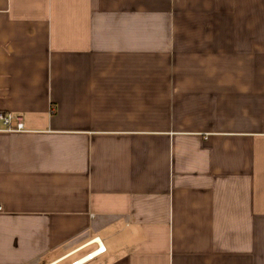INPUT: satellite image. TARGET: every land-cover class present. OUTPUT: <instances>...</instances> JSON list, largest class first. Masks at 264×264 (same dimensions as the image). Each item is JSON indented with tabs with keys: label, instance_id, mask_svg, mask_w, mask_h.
Masks as SVG:
<instances>
[{
	"label": "crops",
	"instance_id": "obj_1",
	"mask_svg": "<svg viewBox=\"0 0 264 264\" xmlns=\"http://www.w3.org/2000/svg\"><path fill=\"white\" fill-rule=\"evenodd\" d=\"M0 264H264V0H0Z\"/></svg>",
	"mask_w": 264,
	"mask_h": 264
},
{
	"label": "built area",
	"instance_id": "obj_2",
	"mask_svg": "<svg viewBox=\"0 0 264 264\" xmlns=\"http://www.w3.org/2000/svg\"><path fill=\"white\" fill-rule=\"evenodd\" d=\"M0 122L3 124L4 130H21L23 128V123H22L21 117L19 115H16L14 117V123H15L14 127L11 125L12 116L10 114L0 112ZM103 250H104V248H98L96 250V252H94L92 254H88L83 259L75 260V261L71 262L70 264H82L84 261L91 259L95 253H99V251L102 252Z\"/></svg>",
	"mask_w": 264,
	"mask_h": 264
}]
</instances>
